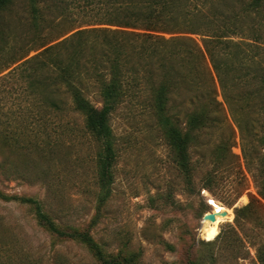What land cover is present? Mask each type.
Returning <instances> with one entry per match:
<instances>
[{"label": "rangeland", "instance_id": "374dc122", "mask_svg": "<svg viewBox=\"0 0 264 264\" xmlns=\"http://www.w3.org/2000/svg\"><path fill=\"white\" fill-rule=\"evenodd\" d=\"M247 1L211 0L199 35H175L203 46L213 35L205 26L213 13L235 10L238 34L210 42L217 47V67L205 56L199 80L188 74L186 86L172 102L171 121L183 133L188 114L200 100L208 102L211 111L197 142L194 136L188 140L197 162L191 183L178 168L175 146L158 117L128 101L111 117L117 157L111 194L102 205L95 177L98 144L85 133L84 117L74 110L66 86L51 83L55 70L38 71L30 79L32 68L22 76L5 75L20 74L32 66L23 64L26 60L76 31L116 27L101 24L104 5L37 0L34 13L30 0H12L0 14V69L10 66L0 74V130L7 128L14 139L6 145L0 138V190L36 198L60 228L89 230L106 255L125 264H190L206 251L214 253L215 264H261L254 237L264 239V226L250 221L238 227L234 221L236 208L254 197L261 199L254 175H262L259 159L264 153L259 141L264 134V3L249 13L243 9ZM220 24L218 19L215 25ZM224 24L229 25L228 19ZM94 37L86 34L85 40ZM215 70L221 72L224 87ZM80 85L100 107L96 72L84 73ZM49 98L57 107L45 102ZM221 144L226 150L218 151ZM209 173L214 178L204 188ZM208 212L216 215V222L203 220ZM209 241L212 246L202 245ZM0 264L100 263L80 241L60 240L48 232L29 206L0 199Z\"/></svg>", "mask_w": 264, "mask_h": 264}, {"label": "trees", "instance_id": "16d2710c", "mask_svg": "<svg viewBox=\"0 0 264 264\" xmlns=\"http://www.w3.org/2000/svg\"><path fill=\"white\" fill-rule=\"evenodd\" d=\"M30 1L33 12L36 13L38 11L35 6L37 0ZM84 1L87 4L104 5L106 18L101 24L116 27V29L92 28L76 31L70 37L45 48L26 60L23 64L30 63L32 66L23 69L20 74L10 71L5 76H22L28 68H32V72L27 75L30 79L38 71L48 69L53 72L55 70V76L49 77L51 83L58 81L64 87L66 86L68 93L71 94L74 110L84 117L85 133L98 144L95 177L100 204L105 205L110 197L117 157L114 147L115 137L110 123L111 117L122 104L128 101L142 105L158 117L169 135L172 147L175 146L177 166L191 183L197 170V162H193L188 140L194 136L195 143L197 142L199 137L197 133L203 130L211 120V111L206 106L208 102L200 100L194 111L188 114L186 132L183 133V129L171 121L174 112L172 102L179 95L181 88L186 86L188 74H193L194 78L199 80L198 68L206 60L205 56H209L215 68L217 67L214 60L217 47L211 45L210 42L213 39L217 41L222 40L223 37L238 34L239 27L233 20L236 18L235 10H230L228 13H213V18H209L208 23L205 24L213 35L203 41V46H200L196 41L184 35L200 34L199 28L207 20L204 11L211 0ZM11 2L12 0H0V14L8 8ZM263 3L264 0H248L243 5V9L249 13L258 12ZM218 19L221 20V24L217 27L215 24ZM225 19H228L229 23L226 27L224 26ZM134 30L140 32H134ZM86 34H94V40L88 43L85 40ZM165 34L174 36L167 39L163 36ZM176 34L184 35L175 36ZM3 55L0 50V61L3 60ZM25 56L14 59L11 63L15 64L23 60ZM83 61L89 65H83ZM9 67L8 65L6 68H1L0 74ZM82 69H86V72H82ZM91 70H94L100 77V94L103 100L100 107L94 105L84 95V90L80 85L83 74H89ZM216 72L220 76L221 72ZM220 80L224 87L223 77L220 76ZM262 84L264 85V78ZM44 100L48 105L57 107V103L52 99ZM11 133L7 128L0 130V138L4 144L8 145L13 142ZM259 141L264 146V134ZM224 149L226 150L224 144L218 147V151ZM259 162L262 175L258 178L254 175V180L256 179L255 182L259 186V197L264 200V153ZM213 178L212 173H209L207 182L203 185L204 188L210 186ZM0 199L29 206L38 223L48 232L60 240H76L85 244L100 264L126 263V261L106 255L89 230L78 231L71 226L67 227L69 230L60 228L49 213L43 210L41 202L36 198L7 195L0 190ZM261 199L254 197L247 205L235 209L234 221L238 227L250 221L264 226V219L261 218V213H264V202ZM218 237H221V234ZM230 241L229 237L225 240L226 244ZM232 241L234 245L239 242L237 238ZM254 242L257 246V259L264 264V239L255 235ZM202 245L212 246L213 241L202 242ZM197 259L190 264H215V255L211 251H206L202 257Z\"/></svg>", "mask_w": 264, "mask_h": 264}, {"label": "water", "instance_id": "95a60500", "mask_svg": "<svg viewBox=\"0 0 264 264\" xmlns=\"http://www.w3.org/2000/svg\"><path fill=\"white\" fill-rule=\"evenodd\" d=\"M223 215H225V213H224ZM204 219H207V220H210V221H215V220H216V216H215V214H214L213 212H208V213L204 216L203 220H204Z\"/></svg>", "mask_w": 264, "mask_h": 264}, {"label": "bare ground", "instance_id": "6f19581e", "mask_svg": "<svg viewBox=\"0 0 264 264\" xmlns=\"http://www.w3.org/2000/svg\"><path fill=\"white\" fill-rule=\"evenodd\" d=\"M216 216V215H215ZM217 220V219H216ZM216 220L215 221H212V222H216Z\"/></svg>", "mask_w": 264, "mask_h": 264}, {"label": "snow or ice", "instance_id": "6c2138e0", "mask_svg": "<svg viewBox=\"0 0 264 264\" xmlns=\"http://www.w3.org/2000/svg\"><path fill=\"white\" fill-rule=\"evenodd\" d=\"M209 203H211V201Z\"/></svg>", "mask_w": 264, "mask_h": 264}]
</instances>
